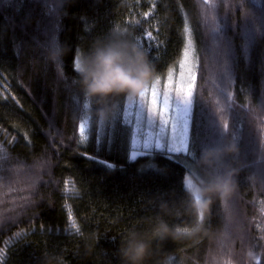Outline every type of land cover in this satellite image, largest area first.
I'll list each match as a JSON object with an SVG mask.
<instances>
[{
  "label": "trees",
  "instance_id": "trees-1",
  "mask_svg": "<svg viewBox=\"0 0 264 264\" xmlns=\"http://www.w3.org/2000/svg\"><path fill=\"white\" fill-rule=\"evenodd\" d=\"M140 8L158 37L153 46L139 43L128 22ZM114 32L148 54L151 83L177 70L194 45L186 153L153 149L133 159L119 121L82 142L86 116L127 98L86 97L75 70L76 56ZM57 44L62 63L52 60ZM232 143L236 153L205 161L207 149ZM232 169L235 191L227 200L211 197L201 231L153 235L159 218L172 228L196 225L187 178L203 188ZM259 170L264 0H0V264H125L130 231L149 243L143 264H264Z\"/></svg>",
  "mask_w": 264,
  "mask_h": 264
},
{
  "label": "clouds",
  "instance_id": "clouds-1",
  "mask_svg": "<svg viewBox=\"0 0 264 264\" xmlns=\"http://www.w3.org/2000/svg\"><path fill=\"white\" fill-rule=\"evenodd\" d=\"M63 55V48L57 44L52 52L53 62L62 63ZM75 70L88 98L106 99L124 94L133 99L139 97L155 78V68L149 61L148 54L136 42L122 38L117 32L97 41L89 53L76 56ZM237 151L238 147L234 143L210 148L205 151L204 159L211 163L225 154ZM235 174L236 170L232 169L216 175L208 180L203 188L186 184L196 211V225L172 228L159 218L153 235L161 239L168 236L180 239L201 231L206 211L212 203L211 197L216 195L222 200H227L236 188ZM121 254L125 264H143L149 254V243L137 232L130 231L121 248Z\"/></svg>",
  "mask_w": 264,
  "mask_h": 264
},
{
  "label": "snow or ice",
  "instance_id": "snow-or-ice-1",
  "mask_svg": "<svg viewBox=\"0 0 264 264\" xmlns=\"http://www.w3.org/2000/svg\"><path fill=\"white\" fill-rule=\"evenodd\" d=\"M185 56H187V50ZM181 67L183 68V65ZM180 77L183 80V71H181ZM168 80L171 85V75H169ZM159 83L158 78L156 83L151 86L149 101L151 105H158V110L152 108L146 113L145 98L149 95V88L138 105L137 123L141 126L143 140L141 141L135 135L132 137L133 159L139 155H145L153 149L167 151L171 154L186 153L188 151L192 85L188 84L184 87L177 85L174 88L169 87L161 91L157 87ZM157 114L159 115L158 119ZM80 131L83 142L88 138L84 135L85 124L82 123Z\"/></svg>",
  "mask_w": 264,
  "mask_h": 264
},
{
  "label": "rangeland",
  "instance_id": "rangeland-1",
  "mask_svg": "<svg viewBox=\"0 0 264 264\" xmlns=\"http://www.w3.org/2000/svg\"><path fill=\"white\" fill-rule=\"evenodd\" d=\"M143 9L140 8L139 13L135 15V18H130L128 21L129 23L133 24L136 28V30L139 33V37H137V40L139 43L142 41H146L147 45L153 46L155 41L158 40L157 35H155V29L153 28V23H149L150 17L148 14H142ZM142 14V16H139ZM142 46V45H141ZM187 50V56H183L181 64L179 68L175 71H173L170 75L172 76V83L169 84L168 77L164 80H159L160 83L157 86L159 90L164 91L166 88H174L177 85L184 87L185 85L191 84L192 85V104L190 109V117H189V138H190V127H191V118H192V112H193V106H194V91H195V80H196V70H197V61L195 59V49L194 45L191 41L187 44L186 47ZM185 50V51H186ZM183 65V68L181 67ZM181 71L184 72L183 80H181L180 73ZM155 82L150 83L149 86L144 90V92L139 96L135 97L133 99L126 98L122 103H118L115 105L113 109L104 110L101 112L96 119H91L88 116L85 117V120L82 122L85 124V132L84 135L88 137L85 141H88L94 132H96L99 136L103 134V131L105 128H110L113 124L115 127V124L119 121L121 122V125L119 128H115L117 130H128L129 131V143L130 148H132L131 145V139L135 135L136 137L140 138L141 141L143 140V136L141 133V126L139 123H137V112H138V105L141 102L142 97L146 94L149 88V95L145 98V110L146 113L152 108H156L158 110V105H151L149 103L150 101V89ZM121 116V117H120ZM159 118V115L157 114V119ZM82 125V124H81ZM130 127H127V126ZM81 130V128H80ZM189 138H188V148H189ZM128 147V146H127ZM128 149V148H127ZM141 151H143L141 149ZM128 156H132L133 149L128 151ZM109 164L111 162L108 161ZM259 177L260 179L264 181V171L259 170ZM186 184H190L193 187H198V185L191 180L190 178L186 179ZM264 190V183L262 186ZM239 210L237 214V225L238 233L243 232V223H244V216L243 213Z\"/></svg>",
  "mask_w": 264,
  "mask_h": 264
}]
</instances>
